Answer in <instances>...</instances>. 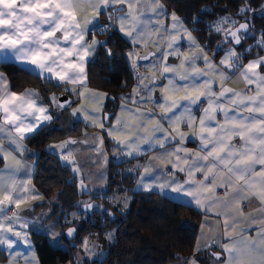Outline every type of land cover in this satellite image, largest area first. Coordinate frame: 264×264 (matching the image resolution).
Here are the masks:
<instances>
[{
    "label": "snow or ice",
    "instance_id": "6c2138e0",
    "mask_svg": "<svg viewBox=\"0 0 264 264\" xmlns=\"http://www.w3.org/2000/svg\"><path fill=\"white\" fill-rule=\"evenodd\" d=\"M84 5L91 6L94 14L91 19H85L82 23L76 16V10ZM138 5L148 7L154 16L161 19L167 18L171 22L170 27L162 23L152 25L157 29L163 28L164 33L161 39H166L154 66H157L161 76L168 80V85L175 86V90L189 89V87L192 89L179 101L167 95L170 90L168 88L162 89L161 96L156 98L161 101L157 104V107L161 109L160 121L168 123L170 127L176 125L173 128L174 135L170 134L159 121L150 132L142 131L141 126L147 128L143 118L155 119L157 114L151 111L142 112L139 108L130 109L127 104L121 105L122 110L129 111L139 118L138 124H130L127 119L122 121L117 115L115 125L106 128L104 122L108 120V116L101 110L104 94L90 92L87 89V65L92 61L96 50L103 48L108 56L113 53L107 46L108 41L97 40L94 36L88 40L85 39L86 34L93 30H99L101 34H105L115 28L135 46L144 39L145 28L151 24V18L145 20L144 13L137 8ZM101 13L107 16L109 22L103 26L99 20ZM236 15L243 17V22L235 19L232 14H226L209 24V30L222 36L223 39L218 48L224 50L222 46H228L219 62L220 66H226L230 70H240V76L244 81L256 87L258 95H244L239 100L231 98L241 97L242 93L224 88L219 83L229 77L225 75L224 67L216 66L204 51L208 45L201 46L192 35L193 30H189L183 19L175 12L169 13L161 0H0V63L9 59L14 60L23 66L21 71L43 78L44 83H54L57 87L64 88L68 93H75L78 97H84L87 93L88 98L101 103V107L97 108H89L87 105L72 108L74 101L65 99L61 102L55 94H52L49 97L52 104L50 108L44 105L37 91L25 89L20 94L12 92L8 87L7 77L0 72V133H4L8 140V146L0 144V157L8 159V147H14L17 154L26 151L24 140L40 134L58 118L53 114L54 109L71 110L73 117L82 118L89 126L100 127L105 135L112 138L115 146L121 149L119 155L135 157L147 154L148 149H145L143 145L158 148L162 150L161 157L166 158L173 169L186 173L188 177L181 181L174 173H170L164 175L161 180V174L167 165L154 164L153 160L156 157H153V160H149L147 164H137L128 170L130 172L142 170L136 180L138 188L146 191L157 190L161 194L174 193L178 199L186 197L197 208L205 213H211L213 205L219 198H213L204 203L201 198L202 190L221 187L233 193L236 204L242 200L249 203L253 200L259 201L258 218L264 221V74L258 71V69H264V56L257 53L256 58L249 60L246 65L241 63L243 56L250 53L254 47L264 52V30L256 29L253 17L257 15V9L251 6L249 0H244ZM259 17L264 19V4L260 6ZM193 22H196L195 17ZM174 34H179V38ZM247 39H253L255 45H249L244 52L238 53L235 46L241 45ZM181 40L187 43L190 49H200V51L194 52L191 56L182 53ZM168 55L182 58L181 65L188 64L192 67L191 73L185 72L178 76L179 80L188 81V83L176 84L175 72L179 66L166 64ZM126 56L133 69L137 68V59L141 61L149 59L148 56H138L135 48L127 52ZM197 60L208 66L207 72L216 73V76H207L206 71L196 69ZM167 73L173 75H166ZM136 75L140 83L129 94L128 99L137 103L145 100L155 103L156 100L153 99L152 94L157 82L156 77H151L149 84H144V75L139 72ZM214 82L221 88L219 97L230 99L236 105V115L230 116V109L219 103L212 89ZM205 85L206 91H198ZM141 89L147 94L146 96L141 93ZM201 97L204 99L202 100ZM205 102L208 104L206 108L203 107ZM194 107H198V110L203 112L198 122L193 115ZM241 108L247 110L242 117H240ZM217 109L223 112L225 124L216 120ZM181 123L192 129L199 128V131H193L192 135L199 138L200 151L192 152L183 147L188 137L180 130L178 125ZM134 128L137 130L130 138L125 139L115 135ZM233 136L242 141L240 148L229 143ZM78 143H87V141L68 138L59 143L49 144L48 148L75 174L73 179L78 180V188L83 192L89 190V187L84 183L79 161L73 154L76 149L72 146ZM103 143V135H98L92 147L106 163L107 156L102 148ZM174 145H180V147ZM189 159L191 163H188ZM257 165L260 166L259 170ZM20 167L21 161L17 159L14 165L5 166L6 169H10L7 173L0 169V247L8 253L9 264L19 259H23L25 264H39L34 253L29 257L18 251L21 244L27 245L29 250H32L33 246L29 233L18 231L16 228L27 229L28 224L35 223L25 219L22 213L26 209H22L21 205L26 201L39 198V193L31 185L30 180L17 182L14 178ZM23 167L26 168L27 164L25 163ZM197 172L203 177L200 181L194 179ZM104 175L103 172L100 173L102 179ZM218 178L222 179L219 185L216 184ZM234 184L238 186L234 187ZM257 185H259L258 188ZM109 199L113 203H122L126 206L129 198L112 196ZM78 207L87 212L97 205L91 201H80ZM99 207L103 208V205ZM71 215L73 218L77 217L76 212ZM109 215L112 213L109 212ZM217 215L227 217L230 213H217ZM21 221L24 223L21 224ZM237 222L234 220L232 224H229L228 219L225 218L222 225L225 230L220 233V237L227 242L213 239L203 246L198 244L196 252L208 251L213 264H264V230L258 232V240L245 237L237 239L228 231L229 228H235ZM204 223L209 227L212 226L209 220H205ZM75 232L76 228H67L68 236H72ZM48 235L53 243L59 242L57 237L60 234L54 228ZM107 238L113 239V233H107ZM81 247L89 257L97 255L95 251L97 245L90 243L87 238ZM213 247L218 248L219 251H210ZM99 255H103V250ZM177 259L182 260L183 264H198L196 256L183 258L177 256ZM77 264H80L79 260Z\"/></svg>",
    "mask_w": 264,
    "mask_h": 264
},
{
    "label": "trees",
    "instance_id": "16d2710c",
    "mask_svg": "<svg viewBox=\"0 0 264 264\" xmlns=\"http://www.w3.org/2000/svg\"><path fill=\"white\" fill-rule=\"evenodd\" d=\"M163 1L168 12L174 11L182 17L198 40L208 45L210 49L223 38L219 33L210 31L209 24L226 14H232L235 19L243 22V17L237 16L236 13L244 0ZM249 3L257 9V15L253 17L256 29L264 30V19L259 17V9L264 0H249ZM105 40L108 41L107 46L112 49L113 54L108 56L103 48H98L88 64V83L92 87L103 88L109 96L114 95L115 98L111 99L116 102L119 93L130 91L135 79L134 71L124 54V50L130 49L132 45L123 33L115 28L108 33ZM249 45H255V41L253 39L243 41L236 47L238 53L244 52ZM257 53L264 54L259 48L254 47L250 53L243 56L241 63L256 57ZM21 67L11 61L0 63V70L9 78L11 89L17 91L35 89L40 93L42 101L48 104L51 103L50 95L55 94L58 98L59 94L64 92V88L57 87L54 83H44L43 78L21 71ZM111 99L107 97L106 107L107 111L114 112L111 107L114 102ZM73 101L72 105L76 103L75 98ZM53 114L58 116L53 124L40 134L25 139L29 147L39 151L34 174L35 187L50 200L36 204L33 209L51 208L46 221L56 224L60 230L62 224L68 222L71 224L68 223L61 232L60 238L65 248L53 247L48 235L43 232L30 233L40 263L66 264L72 260L75 262L76 251L73 246L82 243L88 235H97L103 248V255H100L102 258L94 264H181L182 260H178L177 256L182 258L190 256L203 213L190 204L158 191H135L139 169L136 172L128 170L137 165L138 160H142L144 155L119 162L110 160L106 189L93 194L81 192L78 180L73 179L75 174L49 150L48 145L54 140H64L67 135L77 136L88 126L80 118L73 117L71 110L54 109ZM116 191H128L133 195L131 205L124 213L106 201L107 195ZM84 199L93 202L97 207L86 212L78 207V202ZM99 205H103V208ZM74 209L81 211L79 217L64 221L65 213ZM109 212L112 215H109ZM68 227L76 228L72 236L67 235ZM110 229L115 230L114 241L106 236Z\"/></svg>",
    "mask_w": 264,
    "mask_h": 264
},
{
    "label": "rangeland",
    "instance_id": "374dc122",
    "mask_svg": "<svg viewBox=\"0 0 264 264\" xmlns=\"http://www.w3.org/2000/svg\"><path fill=\"white\" fill-rule=\"evenodd\" d=\"M161 2L164 4L163 0H161ZM87 7H89V6H87ZM137 8L139 11H142L144 13V19L145 20L151 18V24H149L145 28L144 39L142 41L138 42L135 46L132 43H130L129 39L123 34L125 36V38L129 41V43L132 45V47L130 49L124 50V54L126 56V53L129 51H132V48L136 49V53L138 54V56H144V55L149 54L151 52L156 54L155 56H152L148 60H144V61H141L139 59L136 60V64H137L136 69L139 71V73L143 74L145 77V79L143 81L144 84H149L150 78L156 77L157 82L154 85V91L152 94L153 99L156 100V102L153 103L152 101L145 100L144 102L137 103L134 100L128 99L129 94L132 93L133 89L137 88L138 83H140V81H138V80H136L135 84H133L130 91H127V92L124 91L125 93H122V92L119 93V97H118V100L116 102H114L110 98V96L107 95L106 91L103 88L89 86V87H87V89L90 92L104 94V98L101 102L102 103V109L101 110L105 114L108 113V111L106 110V108L104 106L106 103L107 97H109L114 102L111 105L112 109H114V114L110 117L109 123H106V121L104 122L106 128L115 125L117 115H119L121 117L122 121L127 119V120H129L130 124H138L139 118L135 117L129 111L122 110L121 105L127 104L130 109L131 108H139L142 112L151 111V112L157 114L155 119H148V117L143 118L145 120V122L147 123V128L145 129V128H142V126H141L142 131L150 132V130L154 127V125L158 121L163 124L164 128L168 129V127H170L169 124L165 122L168 125L167 126L166 124H164V121H160L159 113L161 112V109L159 107H157V104L160 103L161 101H159L156 98L161 96L162 89L168 88L170 90L168 91L167 95L171 99L179 101L182 97H184L185 95H188L189 92L192 91V89L189 87V89H181L179 91L175 90V86L168 85V80L164 79L161 76V73L157 70V66H154V65H156V62L158 61V59L160 57V53H161V50H162L164 44L166 43V39H161V35L164 33V29L163 28L157 29V28H154L152 25L162 23L165 26L170 27V23H171L170 20H168L167 18L161 19L160 17L154 16L148 10V7H146L144 5H138ZM171 12H174V11H170L169 13H171ZM93 13H94V11H92V13L86 14L87 19H89L91 16H93V15H91ZM177 16H179V15L177 14ZM180 18L183 19L182 17H180ZM183 22L189 30H192L187 25V23L184 21V19H183ZM174 35H176L177 38H179V34H174ZM192 35L197 39V42L201 46L205 45V43L198 40V38L194 35L193 31H192ZM94 38L97 39L98 37H94ZM219 44H221V42H218L216 44V46H214L213 49H210L209 47L204 48V51L208 54L209 58L214 62V64L216 66H220L219 62H220L221 58L224 56L225 50L228 47L227 45H223L222 47L224 50H221V48H218ZM164 50L168 51L167 49H164ZM236 50H237V48H236ZM180 51L182 53L188 55V56H191L194 54V52L200 51V49H190L188 44L181 40ZM237 52H238V50H237ZM126 58L128 59V62H129V58L127 56H126ZM181 59L182 58H177V57L168 55L167 59L165 61L166 64H168V65H178L179 66V67H177L176 72H175V75L177 77V79H176L177 85H183V84L188 83V81L179 80L178 79L179 75H183V74H185V72L191 73L193 71L192 67H190L188 64L181 65L180 64ZM129 64H130V62H129ZM220 67H224L225 75L227 77H229L228 79L219 81L220 84H222L223 86L228 85V87H231L234 83L238 84L239 76L236 73V71L231 72L229 69L226 68V66H220ZM131 68H132V66H131ZM207 68H208V66L205 65L202 61H200V60L196 61V69L206 71ZM166 75H173V74L167 73ZM206 75L207 76H216V73L206 71ZM201 79H203V78H201ZM199 82L200 81H198V83ZM237 84H235V85H237ZM219 88H220L219 85L214 82L212 85V89L215 90V89H219ZM206 90H207L206 85L198 89V91H206ZM140 91L145 96L147 95L146 93L143 92L142 89ZM64 92H65V90H64ZM71 95L76 100V103L74 105H72V108H78V107H81L84 105H87L89 108L101 107V103H98L95 100L88 98L87 93H85L84 97H78L75 93H71ZM112 96H113V98H115L114 95H112ZM203 98L204 97H201V99H203ZM177 115H179V112H177ZM80 119L83 121V123L86 126H88L87 129L84 130L82 133H80L77 136H69L68 138L73 137L74 139H76L78 141H82V142L87 141V143H78L77 145H74L72 147L74 149H76V151L73 154H74L76 160L79 161L80 167L82 169V177L84 179V183L87 184L89 187V190H86L83 192L93 194L95 192L103 191L106 189V186L108 183L107 168H108L110 160L113 159L116 162H119L121 160H125L126 158L128 159V158H133V157H127V156L119 155V152L121 151V149H119L115 146V142L112 138L105 135L103 133V130L100 127L89 126V124L87 122H85L82 118H80ZM178 126L181 130L180 124ZM175 127H176V125H173L170 128L173 129ZM136 130L137 129L134 128L131 131L120 132V133H116L115 135H118L121 138L126 139V138L132 137ZM190 130H191V128L189 130H187L186 132H189ZM169 133L173 135L172 132H169ZM184 133H185V130H184ZM98 135H103V137H104V143L102 145V148H103L104 154L107 156V162L106 163L103 162V158L100 156L99 153L95 152L93 147H92L93 142L96 140V137ZM61 141H63V139L54 140V141L50 142V144L59 143ZM2 144L5 145L4 138L2 140ZM143 147L145 149H148V151L150 149H152V148H149L148 145H143ZM50 151L52 153H54L52 150H50ZM138 156H140V155H138ZM63 164H65V163H63ZM6 165H7V162H6ZM3 169H4L5 173L10 171V169H6V168H3ZM101 172H103L105 174L103 179L100 176ZM112 196H117L118 198H123L125 196L128 197L129 199L127 201V205L125 206L122 203H113L109 199V197H112ZM132 199H133V195L128 191H124V192L116 191L114 193L108 194L106 197V201L108 203L114 204L118 208V210L122 213L126 212L129 209L131 202H132ZM85 200L86 199L81 200V201H85ZM43 202H50V200L45 195L42 194V195H39V198L33 200V202H25L21 205V208L26 209L24 211V214L26 213L25 217H27V220L28 221H35V223L28 224L27 229L17 227L16 230L27 231L29 233V235L32 231L43 232V233L48 235L49 231L52 228H54V230L60 234L57 237V240L59 242L53 243V241L50 239V237L48 235L50 243L52 244L53 247L65 248L66 246L61 242L60 236H61L62 230H64L68 226V223L71 224V222L62 224V229L60 230V228L56 224L49 222V221H46V218L48 217L49 213L51 212V208L47 207L45 209H33L36 204L43 203ZM121 209H123V210H121ZM73 212L77 213L76 218H78L81 211L78 209H74L68 213H65L64 221H71V220L75 219L71 215ZM23 223H24V221H21V224H23ZM107 233H113V239H111V241H114L115 230L110 229L109 231L106 232V236H107ZM30 238H31V236H30ZM86 238L90 241V243H94L95 245H97V248L95 249L97 255H93L91 257L86 255L85 252L82 250V247H81V245L83 243L82 242V243H79L75 247L73 246V248L76 251L75 255H74L75 262L72 260V261L67 262L66 264H74V263L77 264L78 260H79L80 264H94L96 261H99L102 258L99 255V252L103 248L101 247V243L98 241V236L97 235H88L84 238V240ZM31 242H32V246H33L32 250H29L27 245L21 244L18 251L26 254L29 257L34 253L39 264H41L40 259H39L38 254H37V251H36L35 243H34L32 238H31ZM0 264H9L8 253L6 251H4V249L2 247H0ZM11 264H25V261L23 259H19L18 261L13 260L11 262Z\"/></svg>",
    "mask_w": 264,
    "mask_h": 264
},
{
    "label": "crops",
    "instance_id": "0c3cea01",
    "mask_svg": "<svg viewBox=\"0 0 264 264\" xmlns=\"http://www.w3.org/2000/svg\"><path fill=\"white\" fill-rule=\"evenodd\" d=\"M87 6H89V5H84L82 8H79L76 10V16L78 19H81L82 23H83V20L87 19L86 14L92 13V11H93L91 6H89V7H87ZM93 14H91V15H93ZM91 18H92V16L89 19H91ZM99 20L101 23L105 22L107 20V16L104 15L103 13H101ZM89 27H91V26H89ZM57 35H59V33H57ZM93 36L98 37L97 38L98 40H102L100 35L93 34L91 31L88 34H86L85 39L91 40L93 38ZM97 51H98V49L96 50V52ZM261 56H264V54H262ZM255 58L256 57L248 59L247 61H245L243 63V65H246L249 62V60H252ZM6 61H11V62H15V63L19 64L18 62L11 60V59L6 60ZM20 66H22V65H20ZM87 71H88V65H87ZM235 71L239 76L238 84L234 83L231 87H228V85H224L223 87L227 88V89H233L236 92L242 93V96L241 97H232L231 99L239 100V99H242L244 95H247V96L258 95V92L256 90L255 85L254 84H251V85L247 84L244 81V79L240 76V70H232L231 72H235ZM258 71H260L262 74H264V69H258ZM0 72H2L7 77V75L2 70H0ZM7 79H8V87L12 92H16L17 94H20V93H23L25 91V89L22 91H17V90L11 89L10 83H9V78L7 77ZM235 84H237V85H235ZM89 86L90 85L87 82V87H89ZM27 89H31V90L36 91L35 89H32V88H27ZM220 91H221V88L213 90V92L216 93V97L218 98L219 103L223 104L225 108L230 109V112H229L230 116L236 115V111H235L236 105L233 104L230 99L220 98L219 97ZM106 102H107V100H106ZM43 103L45 106H48L50 108L52 107L51 103L50 104L45 103V102H43ZM104 106L107 110L106 103ZM203 107H205V108L208 107L207 102H205L203 104ZM246 112H247L246 109L241 108L240 117L245 115ZM193 115L196 117V120L198 122L199 119L203 116V112L198 110V107H194L193 108ZM215 118L221 124H225L224 114L221 110L217 109L215 111ZM164 124H166V123L164 122ZM180 126H181L182 132H184V130H185L186 137H188L184 141L183 147L192 151V152L200 151V140L198 137H194L192 135L193 131H199V128L198 127H196L195 129L191 128V130L189 132H186L190 128L187 127L183 123H181ZM225 126L227 127V125H225ZM168 130H169V132H172L173 135L175 134L173 129H171L170 127H168ZM217 131H219V129H217ZM3 138L5 140V145L8 146V140L5 138V134L0 133V144H2ZM65 139H68V136ZM72 139H74V138H72ZM229 143L235 145L237 148H240L242 145V141L235 136H233L230 139ZM24 145H25L27 150L24 151L22 154H17L14 150V147H8V153H9L8 159H4L3 157H0V169L4 170L3 168H5L6 162H7V164H13L14 165L16 160L19 159L21 161V167L15 173L14 178L17 180V182L22 181V180H30L31 185H33L35 187L34 174H35L36 167L38 164L39 151L35 148L29 147L25 140H24ZM174 146L180 147V145H174ZM161 151L162 150H160L158 148L150 149L149 151H147V154H144V158L142 160H138L137 164L145 165L149 162V160H153V157H156V159L153 160L154 164L167 165V167H165L163 169V174H161V180L164 178V175H168L170 173H174L176 178L180 179L181 181H183L184 179H187L188 177H187L186 173L176 171L175 169L172 168V166L170 164H168V160L166 158L161 157V155H160ZM25 163L27 164L26 168L23 167V165ZM188 163H191V159L188 160ZM256 167H257V170H259L260 166L257 165ZM141 171L142 170L139 169V174L141 173ZM137 179H138V177H137ZM194 179L197 181H200L203 179V177L199 172H197L194 175ZM221 182H222V179L218 178L216 181V184L219 185ZM233 186L237 187L238 185L234 184ZM258 187H259V185H257V188ZM35 189L38 191L39 195H42V193L36 187H35ZM134 189H135V191H146V190H142V189L138 188L136 186V183H135ZM153 191H157V190H153ZM202 192H203V196L201 198H202V201L204 203H207L209 200H211L213 198H219L218 202L213 205V211L211 213H205L202 209L197 208L186 197H181L178 199V198H176V194H174V193L165 194V195H167L173 199H176V200H179L181 202L190 204L203 213V218L201 220L199 232L196 236V241L194 244L193 252L188 257L196 256L198 258V264H213V259L211 256H209L208 251H203V252L197 253L196 252V246L198 244L203 246V245L209 243L213 239H220L221 242H227L226 239H222L220 237V233L225 230L222 227L223 221L225 218L228 219L229 224H232L234 220L238 221L236 223L235 228H229L228 229V231L231 232L233 237H235L237 239H239L241 237H245L247 239H257V240L259 239L258 232L264 230V221H262L258 218L259 217V211L258 210L260 209L259 201L253 200L251 203H249L248 201L242 200V201H240L239 204H236L235 201L233 200V193L230 190L226 191L224 188H221V187H210L206 190H202ZM26 202H33V200H29ZM217 213H230V215L225 217L224 215H217ZM22 214L25 217L26 213L24 214V212H23ZM254 217H256V219H254ZM25 219L27 220V217H25ZM205 220L211 221L212 226L209 227L208 225H206L204 223ZM242 230H244V231H242ZM202 232H203V234H202ZM210 251H219V249L213 247L210 249ZM181 264H183V262Z\"/></svg>",
    "mask_w": 264,
    "mask_h": 264
},
{
    "label": "water",
    "instance_id": "95a60500",
    "mask_svg": "<svg viewBox=\"0 0 264 264\" xmlns=\"http://www.w3.org/2000/svg\"><path fill=\"white\" fill-rule=\"evenodd\" d=\"M235 47H238V46H235ZM153 52H151V53H149V54H146V55H144V56H148L149 57V59L152 57V55H150V54H152ZM144 61V60H143ZM230 70V69H229ZM230 71H232V70H230ZM110 98H112L113 99V96H110ZM65 99H68V100H70V101H73V98H72V96L71 95H69L68 93H66V92H62V93H60L59 94V96H58V100L59 101H61V102H63ZM107 114V116H108V120H106V123H109V121H110V117L114 114V112L113 111H108V113H106Z\"/></svg>",
    "mask_w": 264,
    "mask_h": 264
},
{
    "label": "built area",
    "instance_id": "2783aa9c",
    "mask_svg": "<svg viewBox=\"0 0 264 264\" xmlns=\"http://www.w3.org/2000/svg\"><path fill=\"white\" fill-rule=\"evenodd\" d=\"M109 22H108V20L106 21V22H102L101 23V26H103V25H105V24H108ZM112 30V29H111ZM110 30V31H111ZM93 34H98V35H100L101 37H102V40H105L106 39V36L108 35V33H105V34H101L100 33V31L99 30H93V31H91ZM133 50V49H132ZM135 51H136V49H135ZM12 211H15V209H12Z\"/></svg>",
    "mask_w": 264,
    "mask_h": 264
},
{
    "label": "flooded vegetation",
    "instance_id": "af4514ba",
    "mask_svg": "<svg viewBox=\"0 0 264 264\" xmlns=\"http://www.w3.org/2000/svg\"><path fill=\"white\" fill-rule=\"evenodd\" d=\"M133 71H134V76H135L134 77L135 79H134V83L133 84H135L136 80H138L136 73L139 72V71L137 69H134Z\"/></svg>",
    "mask_w": 264,
    "mask_h": 264
}]
</instances>
